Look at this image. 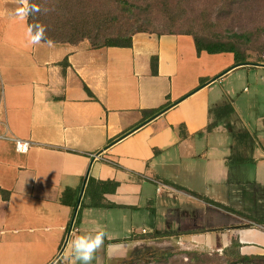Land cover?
<instances>
[{"label": "crops", "instance_id": "0c3cea01", "mask_svg": "<svg viewBox=\"0 0 264 264\" xmlns=\"http://www.w3.org/2000/svg\"><path fill=\"white\" fill-rule=\"evenodd\" d=\"M30 40L28 26L0 37V264H80L70 242L96 231L106 236L92 264H133L173 232L159 215L174 217L165 208L175 198L192 200L199 213L225 211L202 197L246 215L264 213V196L248 195L241 208L209 188L229 179L226 156L209 151L211 106L222 103L209 78L242 67L232 53L197 54L186 34L139 32L130 47ZM165 105L154 116L143 113ZM16 140L28 141V149L17 151ZM254 161V183L264 185V156ZM90 178L116 183L102 194L106 206H91ZM84 182V205L70 230V202ZM197 182L202 197L187 191ZM237 217L218 229L215 248L237 240L240 254L263 255L264 225ZM179 237L207 246L196 234Z\"/></svg>", "mask_w": 264, "mask_h": 264}, {"label": "rangeland", "instance_id": "374dc122", "mask_svg": "<svg viewBox=\"0 0 264 264\" xmlns=\"http://www.w3.org/2000/svg\"><path fill=\"white\" fill-rule=\"evenodd\" d=\"M19 1L16 0L12 8L0 0V37L3 34H19L21 28L22 31L27 28L26 16L17 15L18 9H24ZM183 2V18L173 30L193 28L198 34L213 39H226L231 33H249L250 42L241 44V47L247 50L252 62L249 66L252 67L242 66L223 79L221 77L227 74L226 70L209 78L212 91L222 98L221 106L232 107V111L213 129L209 149L213 151V156H218L220 150L226 156V177L229 179L217 187V184H209V188L223 196L227 204L242 208L244 202L248 203V195L254 198L264 196V185L254 183L256 173L260 174L254 160H261L264 156V67H259L264 65L257 64L264 63V0ZM156 17L153 31L160 33L163 31L160 24L163 18L159 14ZM216 110L217 107L212 105L211 122L217 118ZM190 188L192 191H187L191 195L202 197L196 193H201L202 189L198 182L197 185L190 184ZM191 203L180 198L170 200L165 210L173 212L174 217L169 220L165 213L159 216L165 228L173 232L161 234L159 246L153 244L149 249L145 248L143 259L133 264H242L232 262L223 249L215 248L221 241L218 229L227 225L231 228L241 219L226 211L213 212L211 208L207 213H199L196 205ZM254 215L264 216V213L251 211L247 216ZM243 222L249 224L253 221L246 218ZM182 232L189 237L196 234L202 240L207 239V246L180 240ZM164 240L168 242L162 243Z\"/></svg>", "mask_w": 264, "mask_h": 264}, {"label": "trees", "instance_id": "16d2710c", "mask_svg": "<svg viewBox=\"0 0 264 264\" xmlns=\"http://www.w3.org/2000/svg\"><path fill=\"white\" fill-rule=\"evenodd\" d=\"M21 1V0H20ZM184 0H27L25 8L30 4H37L42 9H48L45 14L26 16L27 26L41 23L46 26V40L52 43L77 44L87 40L92 48L101 47H130L132 37L139 32L150 34H186L193 38L197 54L229 52L233 54L234 65L249 66L252 64L248 53L242 49L241 44L250 42L248 32L231 33L226 39H213L198 34L193 28L186 31L173 30L182 20L184 15ZM156 14L163 19L160 21L163 31L156 33L154 30L157 21ZM264 65V63H257ZM151 71L157 73V56L151 57ZM167 107L143 111L144 115L154 116ZM232 111L231 105L218 106L216 120L210 122L206 130L211 131L218 123ZM116 183L112 181H95L89 179L86 194L90 196L91 206H106L102 194L114 191ZM2 193H6L2 191ZM98 193V198L95 197ZM92 195V197H91ZM207 202L233 214L246 217L256 224L264 225L261 218L248 217L240 211L203 197ZM62 202H66L64 199ZM75 208L76 202H70ZM81 202L75 223L78 219ZM108 207L115 206L111 203ZM240 244L237 240L223 250L231 257L232 262L242 264H264L263 255H242L239 252Z\"/></svg>", "mask_w": 264, "mask_h": 264}, {"label": "clouds", "instance_id": "9594fccd", "mask_svg": "<svg viewBox=\"0 0 264 264\" xmlns=\"http://www.w3.org/2000/svg\"><path fill=\"white\" fill-rule=\"evenodd\" d=\"M27 0H25V3ZM48 9H42L37 4L33 3L24 9H18L17 15L20 16H38L47 13ZM46 26L37 22L29 25L28 34L31 37V43H40L46 40ZM49 44L51 41H47ZM106 233L103 231H96L95 234L87 233L78 235L70 242V255H74L80 264H92L95 255L104 245Z\"/></svg>", "mask_w": 264, "mask_h": 264}, {"label": "built area", "instance_id": "2783aa9c", "mask_svg": "<svg viewBox=\"0 0 264 264\" xmlns=\"http://www.w3.org/2000/svg\"><path fill=\"white\" fill-rule=\"evenodd\" d=\"M15 143H16L15 144V147H16L17 151H19V152H25L28 149V147H29V142L28 141H25V140H16ZM94 156L96 157L97 154L94 155ZM74 222H75V219L71 223L70 230L72 229Z\"/></svg>", "mask_w": 264, "mask_h": 264}, {"label": "water", "instance_id": "95a60500", "mask_svg": "<svg viewBox=\"0 0 264 264\" xmlns=\"http://www.w3.org/2000/svg\"><path fill=\"white\" fill-rule=\"evenodd\" d=\"M84 186H85V182H84L83 185L81 186V189H80L79 195L77 196L76 206H75L74 213H73V216H72V219H71V223L74 221L75 216H76V213H77V210H78V208H79L80 201H81V198H82V195H83V189H84Z\"/></svg>", "mask_w": 264, "mask_h": 264}]
</instances>
